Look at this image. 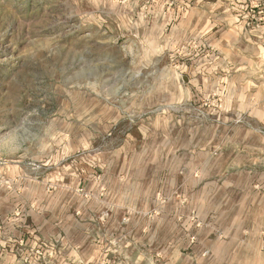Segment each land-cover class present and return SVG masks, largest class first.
I'll return each mask as SVG.
<instances>
[{
	"label": "rangeland",
	"instance_id": "rangeland-1",
	"mask_svg": "<svg viewBox=\"0 0 264 264\" xmlns=\"http://www.w3.org/2000/svg\"><path fill=\"white\" fill-rule=\"evenodd\" d=\"M263 25L264 0H0V264H264ZM101 169L145 174L119 221Z\"/></svg>",
	"mask_w": 264,
	"mask_h": 264
},
{
	"label": "crops",
	"instance_id": "crops-1",
	"mask_svg": "<svg viewBox=\"0 0 264 264\" xmlns=\"http://www.w3.org/2000/svg\"><path fill=\"white\" fill-rule=\"evenodd\" d=\"M257 1H263V0H257ZM251 37L253 42L255 43H264V25L260 28H258L256 31L251 33ZM132 174V176H131ZM144 172L140 173L139 171L129 170H116V169H110V170H104L101 169V172L99 175H97V172L95 171L94 174L89 176V179H87L86 186L89 188L90 193H92V201H96L97 205L94 207L95 211H100L104 207L103 204H105L107 208V216H105V221L108 220V222L111 221H119L123 216L128 214L131 210L130 207L132 205V193L133 191L138 188L137 186L145 184V182L142 181V178L144 177ZM17 179L20 180H31L34 178H27L22 177L20 175L17 177ZM36 180V179H35ZM33 181L34 184L37 186L39 183H42L45 185L46 189V177H42L41 180ZM196 181V180H195ZM194 181V182H195ZM146 185V184H145ZM198 185V184H197ZM192 190L188 188L192 194H195V185H191ZM190 186V187H191ZM205 187H201V190L197 193H202V190H204ZM46 191V190H45ZM189 192V193H190ZM196 193V194H197ZM191 195V193H190ZM81 213V212H80ZM78 216L77 221H90L92 220V217H88V211L82 210V213ZM93 214V213H92ZM110 214V215H109ZM101 215L100 213L97 215H94L93 220L97 219L98 221H102L104 223L105 221L99 217ZM30 222H32L33 225L36 226L35 231L41 232L42 230H46V226L51 225L53 226V221L50 219H46V215L43 216H31ZM82 222L78 223V226H82ZM2 223L6 227V221L2 218ZM82 223V224H81ZM86 223V222H85ZM91 223V222H90Z\"/></svg>",
	"mask_w": 264,
	"mask_h": 264
}]
</instances>
